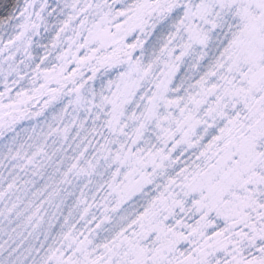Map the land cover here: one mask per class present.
<instances>
[{
    "label": "snow or ice",
    "instance_id": "obj_1",
    "mask_svg": "<svg viewBox=\"0 0 264 264\" xmlns=\"http://www.w3.org/2000/svg\"><path fill=\"white\" fill-rule=\"evenodd\" d=\"M0 264H264V0H0Z\"/></svg>",
    "mask_w": 264,
    "mask_h": 264
}]
</instances>
